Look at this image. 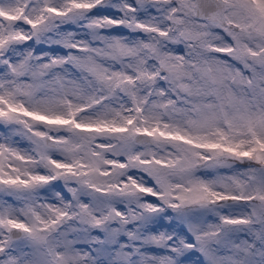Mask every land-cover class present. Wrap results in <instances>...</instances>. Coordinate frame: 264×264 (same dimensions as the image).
<instances>
[{"label":"snow or ice","instance_id":"snow-or-ice-1","mask_svg":"<svg viewBox=\"0 0 264 264\" xmlns=\"http://www.w3.org/2000/svg\"><path fill=\"white\" fill-rule=\"evenodd\" d=\"M68 22L83 32H59ZM122 27L134 35L108 34ZM33 40L67 54L37 52ZM121 97L126 104L109 103ZM95 108L102 111L90 114ZM0 124L17 126L36 157L0 142V264H182L191 252L204 264H264V0H0ZM100 135L115 138L111 150L126 159L94 151ZM166 145L175 151L152 150ZM237 162L250 166L214 180L195 175ZM103 166L118 169L124 188L93 181L111 175ZM129 169H142L159 190ZM73 177L91 190V202L75 187L59 205L37 196ZM96 192L113 202L95 207ZM118 197H134L138 207L122 210ZM165 207L217 219L188 222L194 241L167 230L146 234ZM144 244L165 251L144 253Z\"/></svg>","mask_w":264,"mask_h":264},{"label":"rangeland","instance_id":"rangeland-1","mask_svg":"<svg viewBox=\"0 0 264 264\" xmlns=\"http://www.w3.org/2000/svg\"><path fill=\"white\" fill-rule=\"evenodd\" d=\"M95 14L107 15L109 13H95ZM111 14L118 15V13H116L115 10H113ZM143 15L144 14L141 13V16ZM58 31L83 32L81 28H79L76 24L72 22H68L60 25ZM108 34L123 35V36L134 35L133 33H130L126 28L123 27L119 29H110L108 30ZM47 35L52 37L53 39L59 38L55 33L52 32L48 33ZM28 44L29 46L35 47L37 52L45 51V52L67 54V50L63 49L60 45H56V44L49 45L47 43L36 44L34 40L29 41ZM73 102L75 103L76 101ZM109 103H111L114 106H119L121 104H126L127 102L121 97V98H116L110 101ZM100 111H102V108H95L92 110L90 114L95 115L97 112ZM16 127L17 126H8V125L0 124V142H4L6 138L7 142L11 146L18 148L20 151L24 152L29 156H32L33 158H36L34 152V145L26 137L19 134H15L14 129ZM41 130L44 131L46 134L56 138L70 135L69 133H66L62 129L61 130L52 129L49 131L48 129L41 128ZM116 144H118V141L115 138L107 135H100L95 141L96 146L94 147V151L102 153L104 155L105 160H116L117 162H119V159L124 160L126 159V157L124 155L116 156L113 153L111 148L113 145ZM136 150L145 151L146 147L144 145H137ZM152 150L156 151L158 155H165L168 152L175 151L170 145L162 146L159 148L153 146ZM49 155L54 159H58L62 162H66V158L64 154L59 151H52L49 153ZM16 166H21V165H16ZM249 166L250 165L247 163L237 162L231 168L229 167L199 168L196 170L195 175L205 180H214L220 176L231 175L236 173L237 171H242L243 169ZM23 167L30 168L34 173L37 174H51L50 170L40 165L25 164L23 165ZM101 171L104 173H111V175H102V176L93 177V181L98 186L103 185L105 187H108L111 185H116L119 188H124L125 185L124 179L123 178L117 179L114 175L118 171V169L108 168L107 166H103L101 168ZM127 175L133 176L138 180H140L141 182L159 190L158 185L155 184L154 178L150 177L142 169H129ZM174 182L182 183V181H180L178 178L174 179ZM69 187L77 188L78 190L77 194L81 197V199H85V196H87V200L85 202H91L93 195L91 193V190L80 188V185L75 177H73L70 181L67 182H65L63 179H58L48 185H44L39 189H37V196L40 198L41 202L44 203L51 202L59 205L63 201H68L72 199L71 194L68 192ZM126 190L130 191L131 189H126ZM57 193H61V196H58ZM143 201H149L163 206L162 201L157 200L155 197H142L141 202ZM110 202H113V200L109 195H106L103 192H96V199L94 201L95 207L102 208L105 206V204ZM114 203L116 207L121 208L122 210H126L127 207L129 206L132 208L138 207L136 198L134 197L114 198ZM233 210L239 211L240 209L236 207ZM222 211L227 212L229 211V209L225 208L222 209ZM216 219L217 217L213 213L205 210L193 209L188 213L187 216H182L181 214L177 213L175 210L165 207L163 212L155 214L154 216L151 217V219L149 220V222L147 223L144 229V232L146 234H150V233H159L167 230L168 232L177 233L178 236H186L189 241H194L192 234L188 231V226H187L188 222L215 221ZM128 227L131 228L133 227V225L130 224L128 225ZM92 235H103V234L98 230H93ZM241 235H243V233H241ZM119 239L120 241L123 242L128 240V237L122 234L119 237ZM135 243H140V241H136ZM77 246L88 247L87 244H83V243ZM128 250L131 251L132 249L129 248ZM141 251L144 253L159 255L162 254L165 251V249L156 247L155 245H151V244H144V246L141 248ZM134 259H138V257H134ZM181 260H182V264H204V259L198 252L188 253L187 259L182 257Z\"/></svg>","mask_w":264,"mask_h":264}]
</instances>
